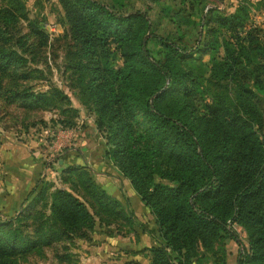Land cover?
Here are the masks:
<instances>
[{
	"label": "trees",
	"instance_id": "16d2710c",
	"mask_svg": "<svg viewBox=\"0 0 264 264\" xmlns=\"http://www.w3.org/2000/svg\"><path fill=\"white\" fill-rule=\"evenodd\" d=\"M58 1L90 63L83 92L104 133L105 154L153 213L151 222L141 223L123 197L126 218L155 240L149 264H225L227 239L238 244L236 264H264V27L248 25L244 5L219 13L205 0H187V15L182 9L168 13L180 18L176 24L197 30L189 46L176 31L156 32L139 8L122 12L97 0ZM18 3L0 0L2 16ZM149 40L162 48L153 52ZM195 53L211 54V78L235 82L232 105L207 99L200 75L188 65ZM112 57L120 63L109 64ZM28 96L44 101L43 94ZM90 185L98 191L99 213L71 190L52 192L50 216L62 234L89 239L95 216L113 213L119 200ZM4 224L0 264L33 244L20 243L21 234L5 240ZM234 224L245 230L246 245Z\"/></svg>",
	"mask_w": 264,
	"mask_h": 264
},
{
	"label": "rangeland",
	"instance_id": "374dc122",
	"mask_svg": "<svg viewBox=\"0 0 264 264\" xmlns=\"http://www.w3.org/2000/svg\"><path fill=\"white\" fill-rule=\"evenodd\" d=\"M97 1L122 12L144 10L156 32L176 31L181 43L189 46L196 43L197 30L176 24L180 18L168 13L182 9L181 13L187 15V0ZM205 2L215 6L219 13H230L244 5L248 25L264 27V0ZM18 4L19 9L10 16L0 13V222H5L1 228L5 240V236L21 234L24 239L20 243L33 244L26 251L8 257L7 264H78L80 257L86 256L81 244L98 247L101 234L124 236L136 225L126 218L121 195H112L101 185L107 180L120 188L123 183L118 179L122 173L105 154L104 133L98 129L95 113L83 92L90 63L82 56L79 42L72 37L61 4L58 0H19ZM149 47L153 52L162 48L155 40H149ZM210 55L195 53L188 65L195 75H200L201 88L209 101L232 105L237 86L233 80L211 78ZM108 62L118 65L120 60L112 57ZM27 93L43 94L44 101H34L26 97ZM18 160L28 175L21 197L9 189L19 184ZM94 161H102L105 175L96 173L90 166ZM99 174L106 176V180L100 182ZM91 182L119 200L113 205V213L95 216L89 239L62 234L50 216L52 192L56 188L71 190L91 211L96 209L99 213L98 191L91 190ZM35 184L36 191L23 197ZM39 190L41 195L35 197ZM145 212L144 218L153 217L147 206ZM233 228L246 245L245 230L238 224ZM225 249L227 252L226 243ZM112 254L108 260L113 259ZM142 254L148 255L150 262V251ZM97 261L96 264L112 263L99 257Z\"/></svg>",
	"mask_w": 264,
	"mask_h": 264
},
{
	"label": "crops",
	"instance_id": "0c3cea01",
	"mask_svg": "<svg viewBox=\"0 0 264 264\" xmlns=\"http://www.w3.org/2000/svg\"><path fill=\"white\" fill-rule=\"evenodd\" d=\"M89 163L90 161L87 160ZM102 161H94L90 166L95 170V172H99L102 175L104 174V166L101 164ZM17 163V162H16ZM22 162L18 160L17 168L19 170V184L15 185L16 187L12 189L9 186L10 191L13 190V193L15 192L18 197H21L22 194L25 193L24 187L26 184V179L28 178V175L24 172V165H21ZM99 174L97 177L98 180L104 181L106 180V176H102ZM119 181L123 183L122 186H117L114 183H111L110 181H104V183L101 182L102 187L110 194L117 196V194L121 195L123 198L124 196L127 197L129 206L133 210L135 217L137 220H139L141 223L148 224L152 221L153 217H145L144 214L146 213V205L141 201L139 195L134 190L130 182L124 178L122 175H119ZM26 190V189H25ZM22 193V194H21ZM21 194V195H20ZM23 197H26L23 196ZM21 200V199H20ZM144 218V219H143ZM101 242L99 246H95L93 244H81L82 251L86 256H81V260L78 264H96L98 262V257L102 260H106L107 264H126L127 261L129 264H149V256H144L142 253L148 252L145 247L150 246L154 244L155 240L154 238L147 232L143 231L142 228L138 225L134 226V230L127 235H118V234H112V235H106L101 234ZM235 241L232 239L226 240V248H227V254H226V263L225 264H236L237 258H238V247H235ZM144 249V250H143ZM143 251V252H141ZM112 254L113 259L108 260V256L110 253ZM203 264H212L211 261H205Z\"/></svg>",
	"mask_w": 264,
	"mask_h": 264
}]
</instances>
